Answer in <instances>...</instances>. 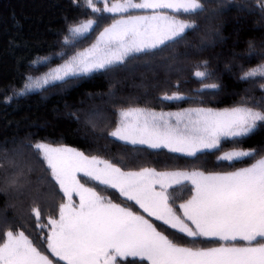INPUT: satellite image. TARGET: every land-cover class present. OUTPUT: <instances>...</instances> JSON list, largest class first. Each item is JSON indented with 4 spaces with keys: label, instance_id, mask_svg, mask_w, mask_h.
<instances>
[{
    "label": "snow or ice",
    "instance_id": "obj_1",
    "mask_svg": "<svg viewBox=\"0 0 264 264\" xmlns=\"http://www.w3.org/2000/svg\"><path fill=\"white\" fill-rule=\"evenodd\" d=\"M100 2L84 0L93 13L101 11L96 6ZM102 2L106 13H128L139 9L151 10V14L129 15L114 20L100 33L95 44L71 55L61 67L49 72L42 80L28 77L31 82L24 84L26 91L64 82L69 77L103 72L124 64L130 57L140 58L138 54L154 55L155 50L174 47L185 41L190 30H198L193 19H182L162 10L189 17L207 12V0ZM258 7L264 17V0H259ZM96 22L88 19L70 27V36L65 37L64 44L70 45L74 38L90 32ZM249 48L252 49L251 43ZM210 75L207 71L195 72L201 81ZM256 78L264 81V63L241 68L240 81L249 82ZM219 87L217 83H204V89L217 90ZM261 88L264 89V83H261ZM26 91L16 94L24 95ZM162 99L172 101L183 100L184 97L166 94ZM173 119L175 123L171 122ZM262 127L264 101L249 106L245 100L240 106L222 111L195 108L180 113L158 114L130 107L119 111V120L109 135L128 144L166 148L173 153L195 157L197 153L221 149L223 140L239 144ZM30 147L46 166L51 181L67 198V203L59 206V219L48 220L51 230L46 238L47 249L64 264H117V258L129 257L139 258L148 264H264V144L249 150L236 148L220 156V160L226 161L244 162L246 158L255 161L227 174L157 172L151 168L126 172L73 148L54 147L43 141ZM78 173L98 181L100 185L117 189L122 196L135 201L149 217L192 238L193 242L204 237L246 243L209 248L180 246L158 231L143 215L105 200L93 188L85 187L78 179ZM184 180L191 182L194 194L180 205L182 219L169 205L167 189ZM10 182L14 184L16 181L12 179ZM156 185H159V191ZM74 193L79 196L78 206L72 202ZM33 211L39 219L40 212L35 208ZM0 264H52V261L34 246L24 232L9 230L0 242Z\"/></svg>",
    "mask_w": 264,
    "mask_h": 264
},
{
    "label": "trees",
    "instance_id": "obj_2",
    "mask_svg": "<svg viewBox=\"0 0 264 264\" xmlns=\"http://www.w3.org/2000/svg\"><path fill=\"white\" fill-rule=\"evenodd\" d=\"M258 3L259 0H207L204 15L189 17L169 12L182 19H193L198 30H190L185 41L155 50L154 55L138 54L140 58L130 57L124 64L103 72L72 77L41 91L17 95L32 70L43 68L38 61L54 57L62 48L69 27L87 13L73 0H0V161L4 152L13 151L10 148L16 142H21V151L18 146L13 156L26 152L34 141H45L99 156L125 171L151 168L225 172L248 165L254 160L236 162L219 157L225 151L249 150L264 144V127L239 144L227 140L221 145L222 150L187 157L115 140L105 130V123H96L95 119L108 116L115 126L119 111L131 106L169 112L192 107L230 108L245 100L252 106L264 101L261 78L249 82L239 79L241 68L264 63V17ZM54 58L51 64L60 60ZM197 70L211 75L201 81L195 76ZM204 83H217L220 87L204 89ZM166 94H179L184 99L163 100ZM82 112L86 126L79 124ZM3 164L6 166L7 162ZM25 166L21 170L27 175L31 166ZM14 173L8 167L0 168V231L4 223L24 224L29 204L48 190L39 169L28 180L27 191L18 185L10 186ZM188 188L187 184L171 188L169 205L178 207L184 199L179 192ZM105 192L110 200L128 206L117 195L102 191ZM168 236L180 240L175 235ZM32 237L37 247L44 249L41 235ZM117 262L141 264L127 259Z\"/></svg>",
    "mask_w": 264,
    "mask_h": 264
},
{
    "label": "rangeland",
    "instance_id": "obj_3",
    "mask_svg": "<svg viewBox=\"0 0 264 264\" xmlns=\"http://www.w3.org/2000/svg\"><path fill=\"white\" fill-rule=\"evenodd\" d=\"M111 2H114V0H109V3H111ZM77 3H78V7L80 9H82L83 11H86L87 14H86L84 19H81L80 21L76 22L75 24L71 25L70 27L76 26L79 22L86 21L88 19H95L97 21L96 24L93 26V28H92V30L90 32L86 33L85 35H83L81 37L74 38V43H72L70 45H65L64 44L65 37L66 36H70L69 31H67V34L63 38V46H62V48L58 52H56L54 55H52V56H54L56 58H59L60 60H58L57 63H55V64H51L50 61L54 57L49 56V57L42 58L41 60L38 61V63L42 64V65H40V67H43V68H41V69H39V68L38 69H33L32 73L28 77H31L33 80H42V78L47 76V74L49 72H52L54 69H56L58 67H61L62 64H64L67 61V59H69L71 57V55H74L77 52L84 51L85 49L90 48L93 44H95L97 39L99 38L100 33L104 30V28L109 27L114 22V20L122 18V17H127L129 15H148V14H151V10H139V9L130 10L128 13H116V14L106 13V12H103L104 4H103L102 0H101L100 3L96 4V6L101 9V11L99 13H93L90 9H88L86 7V5L84 3V0H78ZM162 11L170 12V10H162ZM91 33H92V36H91ZM61 53H63V55H61ZM28 77H27V80H26L25 83H30L31 82V81L28 80ZM71 78L72 77H69L67 79H71ZM52 84H54V83H50L49 85L42 86L39 89H32L31 91H26L24 89V86H23L21 91H26V93H31V92H35V91H41V90L47 88L48 86H50ZM21 91H19V92H21ZM131 107H133V106H131ZM127 108H130V107H127ZM127 108H125V109H127ZM138 108H141V107H138ZM195 108H206V107H192V108H186V109L179 110V111H169V112H162V111H159V110L157 111V110H151V109H146V108H142V109L154 111V112H156L158 114L159 113L168 114V113L185 112L187 110L195 109ZM210 109H213L215 111H222V110L228 109V108H222V109L210 108ZM84 116H85V113L82 112L81 113V119H79V124H82L83 126H86V123L84 122ZM95 120H96V123H105V126H104L105 130H108L109 132L111 130H113L114 127L116 126V125L112 126L110 117H108V116H106V118H104L102 116H98ZM118 120H119V113H118ZM118 120H117V122H118ZM117 122H116V124H117ZM171 122L175 123V120L173 119V120H171ZM112 138L115 139L114 137H112ZM115 140H117V139H115ZM118 141H120V140H118ZM225 141H227V140H223L221 145ZM37 142H40V141L32 142L31 144H29L26 152L21 153V154H20V152H18V154L13 156V153H14L13 151H15L18 146H19L17 148L18 151H21V147H20L21 146V142L14 143L13 147L10 148V149H13V151L11 153L4 152L2 160H3V162L6 161L7 164H6V166H4V164H3L2 160H1L0 164H3V167H0V168L5 169L6 167H8L11 171L12 170L15 171L13 179H15V181L17 183L16 182L14 184L10 183V186L14 187L15 185H18L17 187L18 188H23L24 191H27V190L30 189V184H29L28 180L32 176L33 172L36 171V169H39V171L43 175L45 187H46V189L48 188V190H44L45 191V195L41 194L40 198L38 197V199L33 200L29 204L28 211H27L28 218L26 219L24 224L11 225V224H8V223H4L1 226L0 235H4V236H2V242H3V240L5 239V233L7 231L11 230L14 233H18V232L22 231V232H24V234L30 240H32L34 246H36V247H37V245L34 242V239H33L32 236L33 235H36V236L37 235H41V239H43V241H45V247H44V249L43 248L39 249L37 247L38 250H40L44 255H47L48 258L52 261V264H64L63 261H59L58 258L53 256L51 254V252L47 249L46 238H47V236H48V234H49V232L51 230V225L48 224V220L49 219H59V206H60L61 203H67V198L64 197V194L59 190V186L56 185L54 181H51L50 175L47 174L46 166H44L42 164V162L35 155V151L30 147V145H33V144H35ZM43 142H45V141H43ZM120 142L125 143L124 141H120ZM47 143H49V142H47ZM49 144H51L54 147H58V146L67 147V146L61 145V144H53V143H49ZM126 144H128V143H126ZM130 145H132V144H130ZM136 146H145V147H147L146 145H139V144H137ZM69 148H71V147H69ZM73 149H75V148H73ZM159 149H164V150L168 151V149H166V148H159ZM229 151H233V149L229 150ZM229 151H225V152H229ZM225 152H223L220 156L224 155ZM16 153H17V151H16ZM171 153H173V152H171ZM174 154L185 156V155H183L181 153H174ZM88 156L92 157L91 155H88ZM4 157H5V159H4ZM95 157L97 159L104 160L103 158H101L99 156H95ZM187 157H189V156H187ZM24 158H28L29 161L28 160L24 161ZM104 161H106V160H104ZM10 162H12V163H10ZM254 162L255 161H252L251 163H254ZM251 163H249L246 166H242V167L250 166ZM25 165H27V167L31 166V169H28L27 175L23 174L24 172L21 170L22 167L23 168L26 167ZM101 167H102V165H101ZM240 168L241 167L233 169V170H230V171H225V172H205V171H202V172H204L205 174H227L229 172L239 170ZM139 170H141V169H139ZM139 170H133V172L134 171H139ZM122 171H125V170H122ZM176 171L192 172V171H201V170L193 169V170L157 171V172H176ZM77 176H78V179L81 180V183H83L85 187L93 188V190H95L97 192V194L102 196L105 200H110V199L107 196L106 192H105V194L102 193V191H104V190H107L108 193H113V194L117 195L119 197V199H121L123 202H125L126 205H128V206H124V205H122L121 202H119V201L117 202V201H115L114 199L111 198L110 201L112 203L117 204V205H119L121 207L128 208L129 210L133 211L135 214L143 215L145 217V219H147V220H149V222L153 223L154 226L157 228V230L161 231L163 234H165L167 236L168 235H175L176 237L180 238L179 241H176V240L172 239L174 242L178 243L180 246L209 248V247H218V246H220L222 244L242 246V245H244L246 243V242L240 241V240L225 242V241H220V240L215 239V238H204V237H198V238H196V241L193 242L192 238H189V237L185 236L183 233H179L176 229H172L169 226L164 225L162 221H156L154 217H149L148 214L145 213L143 211V209H141L139 207V205H137L135 203V201H130V200L127 199L126 196H122L117 189L108 187L106 185H100L98 181H93L90 178L83 177V175L80 174V173H78ZM186 184L189 186V188L188 189H184V190L179 192V193H181L180 196H183L184 199L180 202L179 205H177L178 207L173 208L170 205L172 207L174 213L177 216L181 217L182 219L184 217H183V210L180 208V205L182 203H186L189 199H191V196L194 194L193 190H192L193 186H192L190 181L184 180L182 183L173 184L171 187H169L167 189L168 196L170 197L169 192H170L171 188H173L175 186H183V185L185 186ZM156 190L157 191L160 190L159 185H156ZM31 193H33V191H31ZM72 202L76 206L79 205V196L76 195L75 193L73 194V201ZM34 208L37 209L40 212L39 219H37V217L35 216V213L33 211ZM186 222L189 224V226L194 227V226L191 225L190 221H186ZM118 259L119 260H124V259H121V258H117V261H118ZM127 260L138 261L141 264H148L147 261H140L139 258L129 257V258H127ZM117 264H119V263L117 262Z\"/></svg>",
    "mask_w": 264,
    "mask_h": 264
}]
</instances>
